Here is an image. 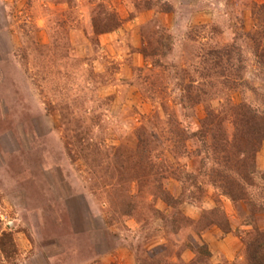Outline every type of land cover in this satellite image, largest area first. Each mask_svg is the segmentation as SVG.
<instances>
[{"label": "rangeland", "instance_id": "obj_1", "mask_svg": "<svg viewBox=\"0 0 264 264\" xmlns=\"http://www.w3.org/2000/svg\"><path fill=\"white\" fill-rule=\"evenodd\" d=\"M256 132L264 0H0V264H250L264 138L258 207L211 176Z\"/></svg>", "mask_w": 264, "mask_h": 264}, {"label": "trees", "instance_id": "obj_2", "mask_svg": "<svg viewBox=\"0 0 264 264\" xmlns=\"http://www.w3.org/2000/svg\"><path fill=\"white\" fill-rule=\"evenodd\" d=\"M195 97L199 101L200 94H198ZM190 99L192 100V97H188V100H190ZM249 112H251V111H249ZM251 116L255 117L254 115H251ZM205 122L206 121H204L203 124H205ZM185 132L186 131L183 129H178L177 137L181 140L184 137V135L186 134ZM210 133H211V131H210ZM221 133H222V131H220V135H221ZM208 134H209V132H208V129H206V128H204L203 130H195L193 132V137L199 138L201 140V144L203 146L202 148L205 149L204 150V152H205L204 153V159L207 158L208 154H211V153L214 155L215 158H216V156H219L220 154L227 153L225 150H221V149H224V147H221L219 145V142H221L219 140H221V139L218 137L220 135H218L216 137L217 134H213L212 138H211L212 141L210 143L207 139ZM243 135H244V137H243ZM243 135L239 136L240 138H237V139H240V140L242 139V142H241V143H243L242 147L245 146V148H237V150H235V153L232 155L233 159L229 156L227 158H225V159H227L226 163H229L232 167V169H231V171H233L232 174L227 173L224 175L221 171L220 172L214 171L212 173V176H211V182L216 187H219L221 190H223V192L230 199H232L234 202L246 199L243 201H246L245 203H247L249 205V207L255 208V207H258V204L254 200H251L248 197L247 189L242 188L243 186L242 187L239 186L238 180H237L238 178L233 177L234 175L239 176V178L241 176L244 178V180L251 182L252 180L250 178V175L254 171H253V169L252 170H248V169L253 168V166L251 167V165L248 164L247 166H245V169H244V164L241 163V165H240V161L234 160V156H236V154H238V155L249 156V157L252 156V158H253L254 153H252L253 151L251 152V150L253 149L252 145H254V140L262 142L264 137L261 134V132H256L255 134H252V136L256 137L254 139L252 138L253 140L248 138L247 133H243ZM136 139H137V142L139 145H141V146L144 145V142H143V139H142L140 133H138L136 135ZM177 140L178 139L176 138V141L174 143V147L177 150H179V145L177 143ZM248 140H251V141H249V142H251L250 144L248 143ZM236 143L237 142H235V143L233 142L232 145L236 144ZM241 143H240V145H241ZM222 144L225 145V142H222ZM250 145H251V148H250ZM172 150H173V148H172ZM183 150L185 151V149H183ZM236 159H237V157H236ZM203 164H204V162L202 163V165ZM113 177H114L113 179H115V176H113ZM120 178L124 179V177H120ZM125 181H124V184H126ZM250 186H252V184H250ZM118 197L120 200V196H118ZM134 198H135V195L134 196L129 195L128 200L123 197V198H121L120 202L119 201L115 202V204H117L115 207H114V204L111 203L112 208H114V210L117 211L120 208V205L123 204V206L126 207V210L123 214V217L124 216H130V215H132L131 211L133 210L132 203H135ZM259 211H262V208H259ZM247 259H248V262L250 264H264V229H256L255 238L253 239V241L249 242V244L247 245Z\"/></svg>", "mask_w": 264, "mask_h": 264}]
</instances>
